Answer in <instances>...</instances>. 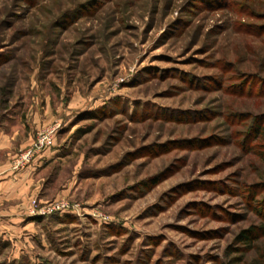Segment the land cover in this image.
<instances>
[{"label":"rangeland","instance_id":"1","mask_svg":"<svg viewBox=\"0 0 264 264\" xmlns=\"http://www.w3.org/2000/svg\"><path fill=\"white\" fill-rule=\"evenodd\" d=\"M16 113L58 152L0 264H264V0H0Z\"/></svg>","mask_w":264,"mask_h":264},{"label":"crops","instance_id":"2","mask_svg":"<svg viewBox=\"0 0 264 264\" xmlns=\"http://www.w3.org/2000/svg\"><path fill=\"white\" fill-rule=\"evenodd\" d=\"M38 127V121L34 117L29 121L17 113L3 115L0 120V207H10L8 211L0 208V228H4L3 230L6 227L12 229L28 224L30 217L26 212L25 196L35 186L31 185L32 179L44 166L55 159L58 152V149L52 147L35 155L25 166L13 167L11 163L13 153L18 146L29 144ZM15 199L18 201H14ZM19 199L22 201L20 202Z\"/></svg>","mask_w":264,"mask_h":264},{"label":"built area","instance_id":"3","mask_svg":"<svg viewBox=\"0 0 264 264\" xmlns=\"http://www.w3.org/2000/svg\"><path fill=\"white\" fill-rule=\"evenodd\" d=\"M47 132L51 134L53 132V130L52 131H47ZM50 140H51V136L48 135V134H45V135H42V136L39 135V137H37L36 143L34 144L33 148H31V151H28L26 154H24L19 159V161L20 162L28 161L30 152H32L33 150H36L38 148H42L45 145L50 144ZM65 208H69L68 204L60 202V203H54L52 205H49L48 207H43V208L40 209V212H42V213H51V212H54V211L65 209Z\"/></svg>","mask_w":264,"mask_h":264},{"label":"trees","instance_id":"4","mask_svg":"<svg viewBox=\"0 0 264 264\" xmlns=\"http://www.w3.org/2000/svg\"><path fill=\"white\" fill-rule=\"evenodd\" d=\"M242 238L245 239V240H248L250 238V236L246 235V236H243Z\"/></svg>","mask_w":264,"mask_h":264}]
</instances>
